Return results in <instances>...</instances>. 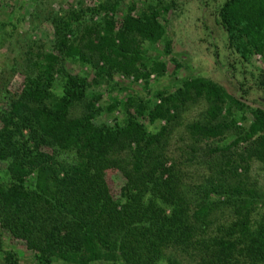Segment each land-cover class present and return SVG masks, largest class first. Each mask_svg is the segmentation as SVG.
Listing matches in <instances>:
<instances>
[{"label":"trees","instance_id":"1","mask_svg":"<svg viewBox=\"0 0 264 264\" xmlns=\"http://www.w3.org/2000/svg\"><path fill=\"white\" fill-rule=\"evenodd\" d=\"M130 11L86 24L71 38L65 36V20L55 26L51 49L26 50L19 90L0 108V161L5 164L0 226L31 251L26 264H183L177 248L190 246L196 231L210 223L222 195V203L239 216L223 236L211 238L212 258L206 264H246L236 258L244 242L247 250L264 256V222L248 225L253 189L208 179L188 196L161 157L164 125L150 132L131 114L112 125L93 122L100 107L84 101L87 81L67 71L63 58L88 64L102 78L118 72L136 79L163 71L162 62H145L142 49L163 39L158 11ZM216 11L228 47L242 60L264 53V0H222ZM198 96L207 100L204 120L188 128L201 136L228 126L219 117L229 111L227 99L244 104L214 81L193 76L170 92H156L157 102L145 105L127 96L122 107L134 106L149 122H169ZM79 102L82 110L72 116L70 109ZM251 113L253 120L239 139L264 128V107L255 106ZM252 151L264 160V133L253 140ZM110 167L125 179L118 196L105 180Z\"/></svg>","mask_w":264,"mask_h":264},{"label":"rangeland","instance_id":"2","mask_svg":"<svg viewBox=\"0 0 264 264\" xmlns=\"http://www.w3.org/2000/svg\"><path fill=\"white\" fill-rule=\"evenodd\" d=\"M221 1L0 0V108L19 90L26 72V50L31 48L34 53L51 49L56 25L68 20L64 32L71 38L84 25L101 22L105 17L118 18L127 10L136 13L154 8L164 26L163 39L156 43L146 42L142 49L145 62L155 59L163 63L161 73L151 71L147 77L135 79L131 74L112 72L110 77L102 78L96 76L88 64L75 59L63 58V66L86 79L84 101L91 100L94 106L100 107L93 119L95 124L112 125L122 121L123 114H131L150 132L165 126L161 157L174 181L180 189L188 191V196L196 185L205 184L208 179L253 189L256 194L251 198L248 225L255 228L264 222V160L252 149L253 140L264 133V128L248 139H239V136L253 120L251 109L258 105L264 107V53L251 54L245 61L228 47L216 11ZM193 76L214 81L244 102L239 105L228 99L225 101L224 108L228 106L229 111L224 109L219 117L224 116L229 124L219 134L201 136L192 134L188 128L189 123L204 120L207 100L203 96L187 101L169 122L164 119L149 122L134 106L122 107L127 96H136L145 105L157 102L156 92H170L183 78ZM114 102L113 108L107 109ZM81 110L82 103H76L70 114L78 115ZM4 167L0 161V177ZM105 180L110 193L118 196L125 180L122 172L110 167L105 170ZM211 197L216 198L214 194ZM221 198L222 195L217 198L220 204L209 215L210 223L196 231L190 246L184 250L177 248L175 254L183 264H206L212 258L211 238L223 236L228 226L236 222L239 215L234 214L230 204L222 203ZM188 207L190 212L193 204ZM244 243L240 244L243 248L236 258L241 263L264 264V256L247 250ZM13 260L29 263L31 251L22 239L0 226V264H10ZM156 264L166 262L159 260Z\"/></svg>","mask_w":264,"mask_h":264}]
</instances>
